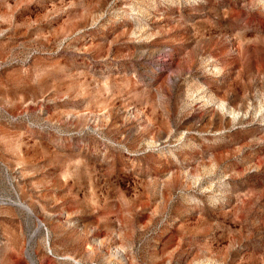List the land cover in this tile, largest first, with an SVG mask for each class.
Returning <instances> with one entry per match:
<instances>
[{
    "label": "rangeland",
    "instance_id": "rangeland-1",
    "mask_svg": "<svg viewBox=\"0 0 264 264\" xmlns=\"http://www.w3.org/2000/svg\"><path fill=\"white\" fill-rule=\"evenodd\" d=\"M0 264H264V0H0Z\"/></svg>",
    "mask_w": 264,
    "mask_h": 264
},
{
    "label": "bare ground",
    "instance_id": "bare-ground-1",
    "mask_svg": "<svg viewBox=\"0 0 264 264\" xmlns=\"http://www.w3.org/2000/svg\"><path fill=\"white\" fill-rule=\"evenodd\" d=\"M30 259H31V257H30Z\"/></svg>",
    "mask_w": 264,
    "mask_h": 264
}]
</instances>
